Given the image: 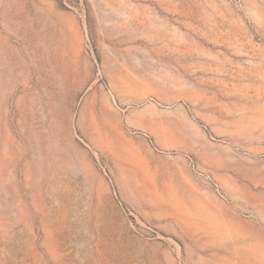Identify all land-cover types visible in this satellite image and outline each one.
Returning a JSON list of instances; mask_svg holds the SVG:
<instances>
[{
    "label": "rangeland",
    "instance_id": "1",
    "mask_svg": "<svg viewBox=\"0 0 264 264\" xmlns=\"http://www.w3.org/2000/svg\"><path fill=\"white\" fill-rule=\"evenodd\" d=\"M0 264H264V0H0Z\"/></svg>",
    "mask_w": 264,
    "mask_h": 264
}]
</instances>
